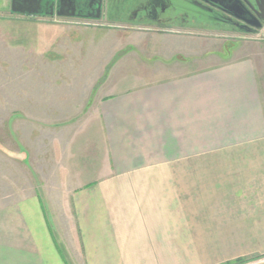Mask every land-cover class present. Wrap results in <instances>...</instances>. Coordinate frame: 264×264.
I'll return each mask as SVG.
<instances>
[{"label":"crops","instance_id":"obj_1","mask_svg":"<svg viewBox=\"0 0 264 264\" xmlns=\"http://www.w3.org/2000/svg\"><path fill=\"white\" fill-rule=\"evenodd\" d=\"M182 28L145 44L136 86L108 87L89 117L60 122L98 124L107 155L97 175L72 138L57 165L70 175L40 186L60 196L6 180L16 195L0 199V264H264V41Z\"/></svg>","mask_w":264,"mask_h":264},{"label":"rangeland","instance_id":"obj_2","mask_svg":"<svg viewBox=\"0 0 264 264\" xmlns=\"http://www.w3.org/2000/svg\"><path fill=\"white\" fill-rule=\"evenodd\" d=\"M48 1L3 0L0 4V199L16 195V189H6V180L15 185L22 178L30 194L60 196V190L40 186L46 179L52 185L59 176L63 180L70 175L66 167L57 165L67 166L64 154L69 155L72 138L74 150L82 153L80 165L90 176L97 175L107 151L98 124L85 120L92 113L90 108L106 88L122 82L134 87L133 78L144 79L145 44L151 37L158 39L165 27L181 26L192 36L211 34L221 41H264V24L254 26L244 19L247 15L235 8L238 0H119V4L96 0L92 8L89 0H81L83 16L76 13V0L65 12H54V6L53 11L41 13ZM142 1L137 13L131 12ZM20 9L27 12L14 11ZM242 21L250 29L234 25ZM147 31L155 33L145 35ZM130 64L141 69L131 73ZM72 111L85 119L63 124L66 113ZM48 121L59 123L49 125ZM65 181L69 182L68 177ZM43 199L51 221V209ZM54 224L64 252L66 243H61Z\"/></svg>","mask_w":264,"mask_h":264},{"label":"flooded vegetation","instance_id":"obj_3","mask_svg":"<svg viewBox=\"0 0 264 264\" xmlns=\"http://www.w3.org/2000/svg\"><path fill=\"white\" fill-rule=\"evenodd\" d=\"M77 1V10L76 13L78 14V16H83V12L81 10L82 6V1L81 0H76ZM209 2H211L210 0H208ZM213 1V0H212ZM230 1H234V0H230ZM51 2H54L56 5H53ZM72 2V1H71ZM73 2H75V0H73ZM96 2V0H89L88 5L92 8L93 3ZM47 3V5H44L42 8V12L41 13H46L47 11H53V7H55L54 12H65L67 10L66 7H68V5L72 4L70 3V0H49ZM238 4H235V8L239 9L242 13H244L245 15H247V18L244 16V19L248 20L250 22V24L252 25H260V24H264V22L262 21V18L260 17V14L258 12V4L256 3L255 0H238L237 2ZM79 4V5H78ZM23 10V9H21ZM73 10V9H72ZM68 13H74V11L72 12H68ZM92 14V13H90ZM98 15V14H97ZM246 21H242L241 24L235 23L234 25L237 27H243L246 30L250 29L249 26H246Z\"/></svg>","mask_w":264,"mask_h":264},{"label":"water","instance_id":"obj_4","mask_svg":"<svg viewBox=\"0 0 264 264\" xmlns=\"http://www.w3.org/2000/svg\"><path fill=\"white\" fill-rule=\"evenodd\" d=\"M256 3L258 4V12L260 14V17L262 18V21L264 22V0H255ZM16 12H23L22 10H14ZM29 13H33V12H29ZM260 26V25H259Z\"/></svg>","mask_w":264,"mask_h":264},{"label":"trees","instance_id":"obj_5","mask_svg":"<svg viewBox=\"0 0 264 264\" xmlns=\"http://www.w3.org/2000/svg\"><path fill=\"white\" fill-rule=\"evenodd\" d=\"M246 261H240V262H236V263H232V264H243L245 263Z\"/></svg>","mask_w":264,"mask_h":264}]
</instances>
